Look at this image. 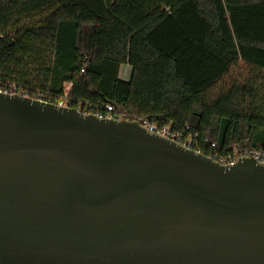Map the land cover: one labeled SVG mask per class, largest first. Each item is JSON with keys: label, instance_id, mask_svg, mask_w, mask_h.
I'll return each instance as SVG.
<instances>
[{"label": "water", "instance_id": "1", "mask_svg": "<svg viewBox=\"0 0 264 264\" xmlns=\"http://www.w3.org/2000/svg\"><path fill=\"white\" fill-rule=\"evenodd\" d=\"M0 264H264V163L0 90Z\"/></svg>", "mask_w": 264, "mask_h": 264}, {"label": "trees", "instance_id": "2", "mask_svg": "<svg viewBox=\"0 0 264 264\" xmlns=\"http://www.w3.org/2000/svg\"><path fill=\"white\" fill-rule=\"evenodd\" d=\"M68 82L73 104L262 147L264 0H0V89L57 98Z\"/></svg>", "mask_w": 264, "mask_h": 264}, {"label": "built area", "instance_id": "3", "mask_svg": "<svg viewBox=\"0 0 264 264\" xmlns=\"http://www.w3.org/2000/svg\"><path fill=\"white\" fill-rule=\"evenodd\" d=\"M71 84V82L66 83L64 94L57 98H53L51 96L45 97L43 94H39L40 97H35L32 96L29 91L18 90L17 88H13L11 90H0L11 93H21L26 96L39 98L46 102L55 103L60 106H74L85 113H94L100 117H111L118 120L124 118L137 119L141 125L146 127L149 131L168 137L186 147L193 148L197 151L204 153H206L205 151H208L211 153L208 155H211L216 160L225 164H236L239 159L245 157H254L258 161L264 163V146L253 147L249 143H246L245 145L238 144L224 149L223 152H220L218 151L219 146L216 141H213L208 136L202 135L199 131L194 130L190 123L183 124L182 126L177 124L175 125L173 121L159 124L156 121L146 117H132L127 111H125V109L111 102L104 104L102 108H100V106L97 104L86 102H78L73 104L69 99V90L71 88Z\"/></svg>", "mask_w": 264, "mask_h": 264}, {"label": "rangeland", "instance_id": "4", "mask_svg": "<svg viewBox=\"0 0 264 264\" xmlns=\"http://www.w3.org/2000/svg\"><path fill=\"white\" fill-rule=\"evenodd\" d=\"M239 66H241V65H239ZM237 70H238V72H236V70L233 69V72H232L233 74H232L229 78H233V77L238 76L240 70H242V74H244V73L246 72V75H247V73H248V70H247L245 67H241V68L238 67ZM229 78H228V82H227V84H225V85H223V83H222V85L219 84V86H218V88H217V91H218V92H220L219 90H221V89H223V88H227L228 86H230ZM14 86H15V84H13L12 87H14Z\"/></svg>", "mask_w": 264, "mask_h": 264}, {"label": "crops", "instance_id": "5", "mask_svg": "<svg viewBox=\"0 0 264 264\" xmlns=\"http://www.w3.org/2000/svg\"><path fill=\"white\" fill-rule=\"evenodd\" d=\"M120 75L122 78H124L126 80H130L131 76H132V67L129 66L128 64L123 65L121 68Z\"/></svg>", "mask_w": 264, "mask_h": 264}]
</instances>
